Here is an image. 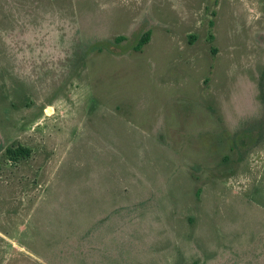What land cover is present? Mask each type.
<instances>
[{
  "label": "rangeland",
  "instance_id": "obj_1",
  "mask_svg": "<svg viewBox=\"0 0 264 264\" xmlns=\"http://www.w3.org/2000/svg\"><path fill=\"white\" fill-rule=\"evenodd\" d=\"M0 264H264V0H0Z\"/></svg>",
  "mask_w": 264,
  "mask_h": 264
},
{
  "label": "trees",
  "instance_id": "obj_2",
  "mask_svg": "<svg viewBox=\"0 0 264 264\" xmlns=\"http://www.w3.org/2000/svg\"><path fill=\"white\" fill-rule=\"evenodd\" d=\"M149 41V34L144 35L141 40L139 41L138 45L135 47V50H141V48ZM6 154L8 155L10 160L16 161L20 158H25L29 152L27 149L18 147L16 149H7Z\"/></svg>",
  "mask_w": 264,
  "mask_h": 264
}]
</instances>
